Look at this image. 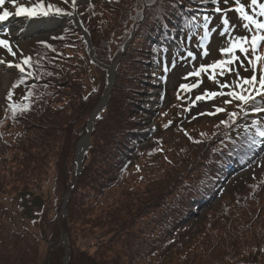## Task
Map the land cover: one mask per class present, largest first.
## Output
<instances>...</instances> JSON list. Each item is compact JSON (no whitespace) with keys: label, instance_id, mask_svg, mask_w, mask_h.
<instances>
[{"label":"trees","instance_id":"16d2710c","mask_svg":"<svg viewBox=\"0 0 264 264\" xmlns=\"http://www.w3.org/2000/svg\"><path fill=\"white\" fill-rule=\"evenodd\" d=\"M143 1H147L148 8L142 15ZM186 2L188 13L184 12L180 0H91L77 4L75 13L81 29L89 36L92 59L82 32L74 26L72 19L66 17L61 21L63 27L59 34L51 36L49 41H42L50 47L39 42L38 48L33 50L30 56L34 65L33 77L16 88L12 87L15 80L9 86L8 92L19 91L18 96H13V102L28 103L30 108L12 118L7 100L3 113L0 111V144L12 140L2 133L7 126L5 111H9L7 127L20 126L23 137L34 138L37 157L33 160L37 164L51 161L56 164L52 186L55 204L60 210L64 194L70 192L66 205L69 221L75 222L78 213L89 211V206L80 208L89 204L92 194L101 200L114 188L133 191L128 194L130 203L123 199L111 208H104L107 213L93 220L98 229L103 230L100 234L111 236L109 247L119 244V251L112 252L114 256L109 260L98 259L80 249L70 236L71 227L54 215L46 220L48 237L54 244L48 249L47 262L43 264H264V245L261 248L251 244L246 248L240 240L239 226L245 229L247 221L246 215L241 214L248 210L239 199L233 205L227 198L231 194L233 197L246 194L249 189L253 191L246 196L250 197L255 191L258 193L256 186L264 187V169L258 177L244 183V188L243 185L232 187L213 208L201 217L191 219L201 207L217 199L218 187L227 176L228 168L243 165L251 158L262 139L254 135L255 129L248 128L246 132L245 128L258 116L241 113L235 125L225 128L220 121L228 119V112L239 111L236 102L225 105L226 97L215 105L225 108V112L201 116L199 113L208 111H200L193 116L196 122L188 126L177 120L168 126L171 135L165 139L157 115L153 117V112L144 105L145 97L152 94L150 78L158 67V58L165 51L166 41L170 39L169 30L187 24L200 12L197 6L202 4L198 5V0ZM123 3L130 9L138 8L137 14L108 12V6L116 8L114 6ZM53 4L65 11L73 9L70 0L67 4L63 0H54ZM115 61L116 76L108 102L95 116L88 147L82 154L81 171L72 183L76 174L77 142L87 132L88 115L102 97L108 84L107 67ZM18 77L19 73H16V79ZM28 93L31 95L26 101ZM178 101L177 97L173 98L170 101L172 107L166 112L174 110ZM185 107L181 106L177 111ZM151 117L157 129L154 136L148 127ZM198 124L208 127L199 132ZM260 124L264 126V123ZM176 135L183 139L184 145L174 144L171 150L164 147ZM252 140L256 143L252 144ZM145 141L147 147L142 149L139 145ZM145 155L160 158L152 169L134 173L132 167ZM30 158L31 155L20 162L18 170L10 175V182L17 178L21 167L28 168L22 162ZM155 160L147 161L143 166L155 163ZM145 170L152 177L150 180H145ZM133 173L134 183H143L145 190L127 183ZM2 190L0 194H3ZM113 196L110 194L108 199ZM15 199L20 200L18 209L22 211L40 206V199L31 195L27 188L16 193ZM27 200H30L28 206ZM2 203L0 199V263L7 264L10 256L12 259L8 264H39L38 235H32L26 229L19 232L14 220L3 225L2 220L8 214L1 207ZM258 222L264 224L262 218ZM56 226L65 230L66 253L62 245L56 244ZM185 245L187 250L176 251ZM251 254H257L259 258L252 260Z\"/></svg>","mask_w":264,"mask_h":264},{"label":"rangeland","instance_id":"374dc122","mask_svg":"<svg viewBox=\"0 0 264 264\" xmlns=\"http://www.w3.org/2000/svg\"><path fill=\"white\" fill-rule=\"evenodd\" d=\"M87 1L89 2V0H82V4L88 3ZM186 1L187 0H180V4L182 5V8H184V12L188 13V9L185 8L187 4ZM18 2L24 4L25 6H30L31 4L38 2V0H18ZM53 2L54 0H44V3L46 5L48 3L53 4ZM141 2L142 1H140L139 4H141ZM241 2L247 6L250 3V0H241ZM260 2L264 3V0H260ZM198 3V5H200V3L202 5L197 6V9L204 10L203 13H206L205 16L207 15L210 17L209 27L211 29L216 30L209 32V41L205 42L206 46L209 49V55L207 57L201 58V50L198 49V43L204 32L203 16L201 17L203 21L202 19H200L201 30L199 31L198 36H196L197 31L186 32V30H182L180 32L176 31L175 35H170L171 39L167 40V50L158 58L159 66L156 68L157 76H152V84L150 86L152 94H150V96L145 97L144 105L148 107L150 111L153 112V117L157 115V122L159 127L163 129V135L165 139H167L168 136L171 135V131L168 132L167 128L173 122L181 120V122L186 126L191 125L197 120L193 119V116L198 114L200 111L209 110L210 107L215 105L220 100V98L216 97L214 100L210 101H199L196 103V106L191 107L190 111L188 112H185L184 108L177 111V109L181 106L187 105L189 107L191 104V99H194L196 95H199L206 90H220L219 88H215V85L218 86L217 83L208 80L207 74H202L199 78L201 81L200 86L198 88L193 89L190 93H181L182 99H180V101L176 103L177 105L174 109L176 111L169 110L168 112H166L167 108L172 107L170 101L173 98L177 97V91L181 84L196 83L195 77L190 78L187 81L183 79V77L188 72L193 71L194 68H198L201 63L208 64L215 60L222 59L219 50L222 46L226 45V37H221L219 35V30H221L222 27L220 23L221 17L219 14H216L213 11V6L210 3H204L202 2V0H198ZM146 5L147 1H143V6L145 7ZM5 6L8 8V10L12 12L15 11V9H13L10 4H6ZM220 6L225 7L224 5ZM114 7L116 8L108 6V12L116 13L118 11H121L120 13H132L133 15H136L138 12V8L130 9L131 7L129 5L126 6V3ZM227 7H234V5L230 4L227 5ZM249 11L251 10L249 9ZM72 13L76 15L75 9H72ZM227 16L230 25L232 26L231 31L233 35H250V33L246 32L243 27V22L238 19L235 13L228 12ZM59 17L60 16L42 17L43 20L40 21L39 24L34 26L35 28H38H36L35 30H30L28 23L32 19H28L26 17L12 16L8 20L0 22V38L8 39L10 43L14 46V48H19L24 55L31 56L33 50L35 48H38L37 46L39 42L49 41L51 36H56L59 34L61 28L63 27V24H61L62 18ZM5 31L8 33L7 37L3 35ZM188 51H192L197 56V59L195 61H191L189 58H187ZM258 53L261 56H264V45L259 48ZM0 59L11 61L13 58L11 56H8L4 50H0ZM18 60L19 57L17 58L16 62H18ZM173 65H175V67H173ZM165 68H167V71H165ZM238 68L240 67L237 66L236 71H238ZM17 72L18 71L14 68L7 67L6 65H0V111H2V113L3 107H5L7 103L6 97L8 94L9 86L14 80L15 82H17L18 80L16 79ZM249 73L251 75V71H247V73H243L240 75L247 76ZM217 78L221 80V82H227L228 80L235 79V76L233 74L226 73L224 77L221 78L218 76ZM12 92L14 97L19 95V91L17 89H13ZM101 98L99 99V101L101 100ZM99 101L97 102V104L99 103ZM161 109L164 110L159 113ZM92 112L88 115V122L90 120ZM5 114V122L8 126L10 124L8 122L10 112L5 111ZM153 117L149 119L148 127L152 130V133L155 135L156 127ZM256 119L260 123H264V114H261ZM198 125L199 132H202L203 130H205V127H208L201 124ZM6 127L3 128L2 133H5V137L8 136L12 138V140L6 141V144H0V190L3 189L2 191H4L3 194H0V199L3 202L1 207L4 208L8 214L7 218L2 220V224L7 225V222L11 223L14 220L15 226L19 232L22 233L26 229L32 235H38V245L41 253L39 254V264L47 262V251L50 246H53L54 244V242L50 241L52 238L50 239V237H48L49 229L48 225H46V220L52 218L54 215L56 218L67 222V225L71 227L70 236L75 242V245L78 246L80 249L86 250V252L94 254L98 259L109 260V257L114 256L115 253L112 252L119 251V244H116L113 247H109V244L111 243V236L100 234L103 230L101 231L100 229H98L93 220H98V217H102V213H107L104 211V208H111L112 206H114L115 203L121 202L123 199L127 201L126 203H130V198L128 194L133 191L131 189L126 190L127 188H114L108 194V197L110 194H114L113 197H111L110 199H108V197H106L105 199L101 198V200L95 198V195L92 194L89 204L82 205V207L80 208L81 210L84 209L86 206H89V211L85 214L78 213L76 215L75 222H73V220L69 221L66 216V206H64V204L65 199L67 196L69 197L70 192L66 191V194H64V200L60 204V210L55 204L56 196L53 193L52 186L54 175L53 171L56 169V164H54L53 161L48 164H37L33 160L37 157L35 155L36 149L33 143L34 138L28 140L27 137H23L20 126L19 128ZM81 139L82 137L78 140V142ZM172 141L174 142L172 143ZM174 144L184 145V141L181 137L176 135L173 139L167 142V144H164V147L171 150ZM139 147L145 149L147 147V141L142 142ZM76 154L74 159L76 158ZM30 155L31 158L29 161L22 162V164L28 165V168L21 167L22 171L17 175V178L10 182V175L17 171L20 162ZM159 158V156L155 157L154 155H145L137 162V164L132 167V170L136 174H141L144 169H152L156 165ZM154 159H156L155 163L147 164L146 167L143 166L147 163V161L153 162ZM160 162L161 161H159V163ZM70 168L72 169V166ZM262 169H264V141H262V143L257 146L255 151L252 152L251 159L246 164H236L232 168V170H229L231 171V173L230 175H228V177L225 178L223 182L220 183V186L218 187L220 189L218 194L220 196H223L224 194H227L232 189V187L238 185H243L244 188V183L258 177L261 174L260 171H262ZM146 170L144 171V175L146 177L145 180H150V178L152 177L146 174ZM79 172L77 171V174H75L73 178L77 177ZM134 173L130 175L131 177L129 179H127V183L132 187L138 188L140 190H145L146 187L143 183H140L139 181L134 183L136 181L135 179H133V177H135ZM73 178L72 183L75 181ZM256 187H258L257 189L259 192L257 193L255 191V193L253 195H250V197L246 196V194L248 192H252L253 189H249L246 194H238L235 197H233L234 194H231L229 196L226 195L228 196L227 198H229L228 201H230V203L235 205L236 199H239V202L241 203L243 208L245 210H248L247 213L246 211H244L242 213L245 214H241L246 215V228L244 229V227L239 226L241 234L240 240L244 244V246H246V248H248L251 244L260 245L259 247L261 248L264 245V224L258 222V219L260 218H262L264 221V187ZM26 188L29 189V193L31 195L40 199V206L29 207L28 211H22L18 209V205H20V200L15 199V194H18L20 191ZM125 191H128L127 194H122ZM119 193L121 195H119ZM29 201L30 200L26 201L27 206L29 205ZM242 201H245V204H243ZM217 202L218 200H215L213 204H210L208 206L204 205L198 210L196 215L191 216V219H194L195 217H201L206 213L208 209L213 208V206ZM15 213H17V215H15ZM245 218L243 220H245ZM56 228L58 231V241L56 242V244L62 245V247L64 248V252L66 253L67 241L65 237V230L61 226H56ZM182 249L187 250L188 246H182L176 251L180 253ZM249 257L252 260H257L259 258L257 254H251ZM11 259L12 258L8 256V261H6V263L8 264ZM65 259L66 257L63 258V261H65ZM151 264L157 263L152 262Z\"/></svg>","mask_w":264,"mask_h":264},{"label":"snow or ice","instance_id":"6c2138e0","mask_svg":"<svg viewBox=\"0 0 264 264\" xmlns=\"http://www.w3.org/2000/svg\"><path fill=\"white\" fill-rule=\"evenodd\" d=\"M69 0H63V3L67 4ZM73 9L77 6V0H70ZM204 3H210L213 6V11L219 14L221 17V30L219 35L226 37V45L220 48V54L222 59L215 60L211 63H201L198 68H194L193 71L188 72L183 79L189 80L195 77L196 83H183L179 86L177 91V99H182L181 93H190L193 89L200 86V77L202 74H207V78L210 81L217 83L219 91H204L200 95H196L194 99H191L189 107H185L184 111H190L191 107H195L199 101L214 100L216 97H228L224 100L225 105L236 102V106L239 111L228 112V119L221 120L220 125L225 128H230L237 123L238 116L242 113L244 116L252 115L259 116L264 114V56L258 53L259 48L264 45V3L260 0H250V3L246 6L241 0H202ZM10 4L14 12L9 11L5 6ZM234 5V7H227V5ZM224 5L225 7H221ZM249 9L251 11H249ZM228 12L236 14L238 19L243 22V27L247 33L245 35H233L231 31V25L228 19ZM72 11H65L61 7H57L52 3L47 5L44 0H38V2L25 6L19 3L18 0H0V22L8 20L12 16L26 17L33 19L36 17H49V16H72ZM210 17L204 16V32L198 43V49L201 50L200 57H207L209 55V49L206 46V41H209V32L216 31L209 27ZM7 37L8 33H3ZM44 47H50L46 42H42ZM0 50H4L8 56L13 59L6 61L0 59V65H6L7 67L14 68L18 71L19 77L16 83L12 85L13 88L24 84L29 78L33 77L32 60L30 56H26L19 48H14L10 41L6 38H0ZM19 57L18 62L17 58ZM187 58L191 61H195L197 56L192 52H187ZM244 68L245 71H251V75L242 77L236 68ZM175 67V65H173ZM167 71V68H165ZM233 74L235 80L229 84L227 82H221L217 77H224L225 74ZM227 89V91H225ZM30 93L25 95V100L30 99ZM6 99L8 100L7 109L11 112L12 118H16L19 113L27 112L30 108V104H17L13 102V92L9 90ZM225 108L215 107L213 112H201L199 115L213 116L225 112ZM99 118V117H98ZM195 119V117H194ZM219 126V125H218ZM255 129L254 135L264 140V126L260 124L257 119H253L251 124L245 128ZM203 135V133H202ZM199 143V141H194ZM252 144L256 141L252 140Z\"/></svg>","mask_w":264,"mask_h":264},{"label":"bare ground","instance_id":"6f19581e","mask_svg":"<svg viewBox=\"0 0 264 264\" xmlns=\"http://www.w3.org/2000/svg\"><path fill=\"white\" fill-rule=\"evenodd\" d=\"M9 11H10V10H9ZM42 20H43L42 17H36V18L30 20L29 23H28V24H29V29H30V30H35L36 28H38V27L35 28L34 26L37 25V24H39L40 21H42ZM112 70H113V68L111 69V76H110V82H109L108 88H107V90L105 91V93H104V95H103V97H102L100 103L98 104V109H97V110H100V108L106 103V101H107V99H108V96H109V93H110V90H111V87H112V84H113V80H114V78H113V74H112ZM94 117H95V114L91 116V119H90V125H89V126L92 125V122H93V120H94ZM87 138H88V136L83 137V138L79 141V143H78L77 157H76L77 160L80 159V157H81V153H82L83 149H84V148L86 147V145H87Z\"/></svg>","mask_w":264,"mask_h":264},{"label":"water","instance_id":"95a60500","mask_svg":"<svg viewBox=\"0 0 264 264\" xmlns=\"http://www.w3.org/2000/svg\"><path fill=\"white\" fill-rule=\"evenodd\" d=\"M110 73V72H109ZM96 110V109H95ZM95 110H94V112L92 113V114H94L95 113ZM78 170H80V160H78Z\"/></svg>","mask_w":264,"mask_h":264}]
</instances>
